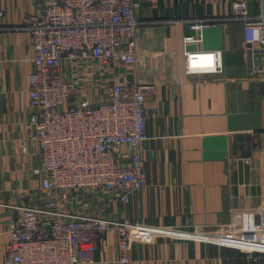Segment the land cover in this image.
I'll return each instance as SVG.
<instances>
[{"label": "crops", "instance_id": "obj_1", "mask_svg": "<svg viewBox=\"0 0 264 264\" xmlns=\"http://www.w3.org/2000/svg\"><path fill=\"white\" fill-rule=\"evenodd\" d=\"M36 1L0 0V264L10 240L4 204H38L43 196L29 175L37 146L27 142L22 150L33 50L26 33L13 29L27 21ZM233 1L133 0V13L142 21L135 32L134 74L121 66L117 71L155 84L144 103L148 139L138 148L148 184L125 205L105 194L88 195L84 211L196 237L231 222L264 223V73L251 72L238 21L207 27L197 43L182 38L191 31L180 20L229 16ZM247 1L257 9L256 0ZM185 48L220 50L221 71L186 73ZM88 264H264V255L253 260L204 237L173 234L133 243L122 263L115 238L108 235L96 243Z\"/></svg>", "mask_w": 264, "mask_h": 264}, {"label": "built area", "instance_id": "obj_2", "mask_svg": "<svg viewBox=\"0 0 264 264\" xmlns=\"http://www.w3.org/2000/svg\"><path fill=\"white\" fill-rule=\"evenodd\" d=\"M256 1L255 10L247 0H235L229 16L180 20L191 31L183 42H199L204 29L223 20L238 21L250 70L264 73V64L255 65L264 60V0ZM132 2L38 0L27 21L13 27L26 33L33 50L22 150L27 142L37 146L29 175L43 196L38 204H4L10 240L2 264H88L96 243L108 235L114 236L122 263L133 243L173 234L204 237L253 260L264 255V223L231 222L196 237L177 228L84 211L88 195L105 194L125 205L148 184L138 148L148 139L144 103L155 84L117 71L121 66L134 74L135 32L142 21ZM183 68L186 73L220 72V50L185 48ZM260 135L264 150V130Z\"/></svg>", "mask_w": 264, "mask_h": 264}, {"label": "rangeland", "instance_id": "obj_3", "mask_svg": "<svg viewBox=\"0 0 264 264\" xmlns=\"http://www.w3.org/2000/svg\"><path fill=\"white\" fill-rule=\"evenodd\" d=\"M79 207H81V206H79Z\"/></svg>", "mask_w": 264, "mask_h": 264}]
</instances>
